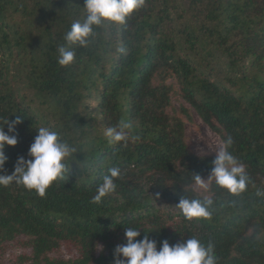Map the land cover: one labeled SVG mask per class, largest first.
Segmentation results:
<instances>
[{
  "label": "trees",
  "instance_id": "trees-1",
  "mask_svg": "<svg viewBox=\"0 0 264 264\" xmlns=\"http://www.w3.org/2000/svg\"><path fill=\"white\" fill-rule=\"evenodd\" d=\"M84 3L0 0V126L7 132L6 119H21L10 133L17 144L4 149L6 173L29 158L39 127L77 149L44 197L0 186V254L16 242L30 249L17 264H113L126 228H136L137 240L147 235L157 250L195 237L214 245L217 264H264V0H145L124 24L93 26L88 46L72 45L75 60L62 67L57 46L84 22ZM174 95L223 144L231 137L227 150L248 176L244 192L214 180L194 190L215 155L190 151L184 120L168 111ZM179 113L190 119L186 106ZM121 120L138 138L110 143L106 131ZM113 167L116 191L94 202ZM179 198H211V217L186 219ZM62 244L78 256L50 259Z\"/></svg>",
  "mask_w": 264,
  "mask_h": 264
},
{
  "label": "clouds",
  "instance_id": "clouds-1",
  "mask_svg": "<svg viewBox=\"0 0 264 264\" xmlns=\"http://www.w3.org/2000/svg\"><path fill=\"white\" fill-rule=\"evenodd\" d=\"M144 2L145 0H85L86 18L83 23L74 22L64 37L66 43L57 46V63L62 67L73 63L76 54L71 46L87 47L89 37L93 34V26H98L104 21L124 24L131 13L143 7ZM3 123L8 124V131L5 132L0 126V186L7 187L15 183L29 191L34 190L38 196L44 197L49 186L54 181L63 179L69 171L68 161L77 152L76 147L61 139V134L57 130L39 127L28 149L29 158L18 157L12 173L7 174L4 165L8 157L4 149L6 145L17 144L16 135L10 133L15 132L16 125L21 123V119L17 117L11 122L6 119ZM132 130L133 124L130 121L121 120L116 127L107 129L106 136L110 138V143H127L129 139L138 138L131 135ZM231 144L232 139L228 137L223 147L215 154L207 179L214 180L217 186L226 189L229 193L239 195L246 189L248 176L243 164L227 150ZM108 173L103 177V182L93 198L96 203L116 191L114 179L120 175V171L113 167L108 169ZM196 183L201 188L207 189V185L199 175H196ZM257 195H264V192L258 191ZM212 205L211 198H179L176 207L186 219L192 220L209 219ZM138 236H140L138 229L126 228L124 232L126 243L114 248L113 264H217L212 243L205 246L195 237L174 245L163 240L157 250L156 241L150 240L147 235L137 240Z\"/></svg>",
  "mask_w": 264,
  "mask_h": 264
},
{
  "label": "rangeland",
  "instance_id": "rangeland-1",
  "mask_svg": "<svg viewBox=\"0 0 264 264\" xmlns=\"http://www.w3.org/2000/svg\"><path fill=\"white\" fill-rule=\"evenodd\" d=\"M28 93V92H26ZM184 105L187 107L190 115L188 120L185 116L179 113L180 107ZM34 107L38 109V105L34 104ZM170 114L180 116L185 123V141L193 153L199 156H213L222 147L223 143L219 136L212 132L197 116L194 110L189 107L182 99L174 95L171 100V106L168 110ZM43 112V110H42ZM93 113L96 114L93 109ZM203 178L204 183L208 186L211 180ZM193 188L197 192H203L205 189L201 188L197 183L193 185ZM102 250V246L97 248V254ZM20 254H30V249L18 247L16 242H10L7 244L6 251L0 254V264H17V258ZM78 256V252L74 247L61 245L57 252L48 255L50 259H62L65 261L73 260Z\"/></svg>",
  "mask_w": 264,
  "mask_h": 264
}]
</instances>
